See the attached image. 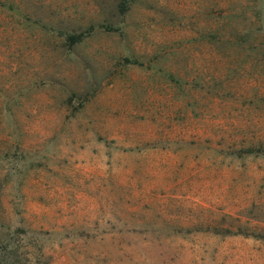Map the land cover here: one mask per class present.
<instances>
[{"label": "rangeland", "instance_id": "obj_1", "mask_svg": "<svg viewBox=\"0 0 264 264\" xmlns=\"http://www.w3.org/2000/svg\"><path fill=\"white\" fill-rule=\"evenodd\" d=\"M0 264H264V0H0Z\"/></svg>", "mask_w": 264, "mask_h": 264}, {"label": "trees", "instance_id": "obj_2", "mask_svg": "<svg viewBox=\"0 0 264 264\" xmlns=\"http://www.w3.org/2000/svg\"><path fill=\"white\" fill-rule=\"evenodd\" d=\"M83 34H71L66 37L67 45H73L81 41ZM205 231H213L216 234H220L221 230H219L216 226H205L203 228ZM226 233H231L232 231L230 229L224 230Z\"/></svg>", "mask_w": 264, "mask_h": 264}]
</instances>
